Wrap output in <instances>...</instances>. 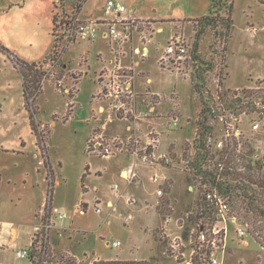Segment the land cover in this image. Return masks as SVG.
<instances>
[{"label": "rangeland", "instance_id": "374dc122", "mask_svg": "<svg viewBox=\"0 0 264 264\" xmlns=\"http://www.w3.org/2000/svg\"><path fill=\"white\" fill-rule=\"evenodd\" d=\"M119 1L126 6L127 13L135 18L170 20L163 26L164 31L155 32L152 42L147 43L149 55L138 67L144 70V74L136 77L137 87L134 88L137 92L146 90L148 83L145 77L149 76L152 89L166 97L173 94L172 100L162 99L156 104L148 121L159 132L157 152L173 144L179 155L171 149L168 154L171 162L155 161L154 164L143 162L140 156L141 165L151 170H140L139 178L137 176L131 180L120 176V165L126 162L122 153L102 157L86 151L90 130L87 124L90 122L81 119L88 115L90 103L95 102L93 97L99 89L96 91L98 86L92 81H96L100 88L97 80L100 70L95 71V80L91 76L93 68L89 70L88 76L83 75L78 79L80 72L63 71L59 64L52 66L54 82L46 81L42 93L34 100V105L38 106L35 123L41 121L45 124L41 130L36 129L46 141L48 166L55 176L53 205L67 214L66 218L56 220L64 226H70L76 235H80L77 246L78 236L70 238L69 233L62 232L53 219L54 226L47 232L46 258L59 264H89L94 260L117 256L126 260H146L153 264H179L175 258L176 251L171 246L173 238L178 237L175 241L181 250H188L190 236L193 243L201 222L207 226L214 218V212L195 218V200L201 185L192 175L193 159H190L195 155L193 139L200 109V101L193 99L191 91L192 65L195 62L191 56L193 26L196 17L208 12L211 0ZM78 3L83 7L82 16L94 17L82 21L102 22L100 16L106 13V0H0V44L23 61L41 62V69L45 72L48 67H42L54 54L57 59L64 54L63 60L72 62L73 67L78 68L82 52L89 60L93 58L92 49L87 44L90 42H67L56 34L59 20L72 14L79 17L76 9ZM232 19L233 29L223 57L218 51V46L223 45L222 39L213 41L207 33L199 42L198 53L206 59L212 58L215 66L214 71L206 74L208 82L204 83L207 88L205 94L215 93L217 97L216 93L223 88L229 89L227 97L230 98L243 96L242 90L249 91L245 93L248 96L245 100L253 101L255 109L247 111L232 105L230 109L224 107L222 110L226 109V114L232 112L241 118L240 125L244 133L237 153L245 154L246 158L240 161L246 164L251 159L253 165L258 166L260 161L253 156L256 148L264 145V111H259L260 101L264 98V79H260L264 78V3L260 0H234ZM173 25L176 35H180L190 45L189 58L180 70L163 69L158 62ZM101 33L98 32L99 37H95V49L102 46L109 49L112 58L108 43H102L101 39L105 38L100 37ZM135 36L136 33L133 41L137 44ZM185 71L188 76L184 75ZM57 80H62V87L69 89V96L61 92L63 88L56 86ZM24 102L21 76L11 58L0 51V145L3 146L0 147V264H30L29 258L18 257L16 250L29 247L35 231L40 236L44 235L40 209L46 198L42 174L46 166L44 161V166L39 165L40 157L33 155L35 146L30 136L26 138L24 149L18 146L17 141L24 133L28 117ZM173 113L178 118L177 124L169 123ZM94 115L91 118L97 125L92 131L99 125ZM52 120L56 121L54 125L51 124ZM254 121L263 126L251 132V123ZM117 126L116 121L107 125L104 133L107 136L118 133L122 139L125 138L128 133H125L124 127ZM141 129L144 131L143 125ZM222 134L223 129L217 124L212 141L220 140ZM39 149L44 156L43 149ZM87 164L89 174L83 181L86 186V190H83L81 178ZM154 174L158 181L162 179L160 195H157L158 181L151 180ZM115 184L117 188H114ZM125 188L126 195L132 199L129 204L121 196ZM157 197L158 201L155 202ZM108 199L114 202L115 208L107 205ZM129 214L132 215L131 219H127ZM168 216L172 218L166 222ZM218 224L224 226L223 223ZM235 228L236 224L227 223V244L222 264H264V248L249 235L242 238L246 242L242 244ZM114 241L120 244L114 247Z\"/></svg>", "mask_w": 264, "mask_h": 264}, {"label": "built area", "instance_id": "2783aa9c", "mask_svg": "<svg viewBox=\"0 0 264 264\" xmlns=\"http://www.w3.org/2000/svg\"><path fill=\"white\" fill-rule=\"evenodd\" d=\"M105 11L111 13L113 18L106 23V29L102 31V37L110 46L112 58H109L106 65L100 69L97 80L100 88L93 97L95 102L100 104L95 111L94 118L99 123L98 128L91 132L87 139L86 151L92 155L108 157L116 153H124L129 155L132 160L129 165V172L132 173L136 165V160L142 157V161L147 164H154L155 161L169 163L171 157L166 152L156 153L159 143V132L154 128L153 123L148 121L150 117L151 102H154L153 95L139 93L134 88V74L139 61L147 56V49L144 50V45L141 47L134 45V32H138L139 20L133 17H123L122 14L126 11V7L118 0H106ZM99 23L94 20L82 21L74 14L64 19L59 20L57 27V36L66 39L67 42L82 40L92 42L98 34ZM65 40V41H66ZM144 38H141L142 42ZM145 42V41H144ZM126 43L131 45L132 55H139L138 61L133 60L130 64H123L122 54ZM190 53V45L180 35H171L167 41L164 52L159 57V64L163 69L180 70L185 60ZM60 55V54H59ZM58 55V56H59ZM59 58L54 61L50 59L47 65L42 68H47L46 74L53 76L51 72L52 66L56 65ZM46 66V67H45ZM184 75H189L184 72ZM56 86L61 89V92L69 94L68 88L62 87V80L56 81ZM70 95V94H69ZM68 95V96H69ZM217 96V93H216ZM173 99V96L170 97ZM209 103V113L212 115L214 127L219 124L223 129L222 138L212 141L214 130L211 136L206 140V145L214 149H221L229 145L232 146L233 138L238 142L237 151H239V143L244 133L241 127V118L231 113L223 111L222 103L219 97H215V93L207 96ZM264 107V104L261 105ZM121 121L129 125L128 135L122 139L119 135H109L104 133L107 125ZM264 122V118L262 119ZM178 118L173 113L169 118V123L177 124ZM143 123V124H142ZM217 123V124H216ZM144 126V131L141 126ZM264 125V123H263ZM260 122L254 121L251 123V132L258 131ZM143 131V132H142ZM143 143V145H142ZM156 153V154H155ZM150 158V160L148 159ZM254 159L260 161L261 170L264 173V145L261 148H256ZM148 160V162L146 161ZM152 181H158V177L154 174L151 176ZM161 182L158 181L157 195L162 194L159 188ZM114 188H117L115 184ZM206 200L214 206V218L209 225H200L196 231L195 241L192 243L190 236L189 249L181 250L175 236L171 246L175 249V258L179 264H222V259L225 253L227 244V223L236 224L235 233L238 235L242 244H246L242 238L248 233L246 225L239 224L235 215L230 213V205L228 200L220 195L217 191H205ZM127 202L131 203L132 199L127 198ZM51 204V203H50ZM50 204L40 209L42 213V229L44 235L36 243L34 248L37 251L38 264H59L54 260H47V232L53 227V219H64L67 217L65 212H60L56 208H51ZM129 214L127 219H131ZM170 220V216L166 217V222ZM202 223V222H201ZM218 223H223L224 226ZM170 232L167 233L169 235ZM32 239L29 247L16 250V255L20 258H29L31 264ZM45 243V245H43ZM120 244L119 241L112 242V246L116 247ZM91 264V263H90Z\"/></svg>", "mask_w": 264, "mask_h": 264}, {"label": "trees", "instance_id": "16d2710c", "mask_svg": "<svg viewBox=\"0 0 264 264\" xmlns=\"http://www.w3.org/2000/svg\"><path fill=\"white\" fill-rule=\"evenodd\" d=\"M62 1V0H60ZM86 1V0H81ZM234 0H211L208 8V12L204 15L195 18L194 20V41L192 43L193 48L191 56L193 61L192 65L194 71L192 72V92L195 99L200 101V109L196 120V129L194 136L195 155L191 157L192 175L199 180L201 185V191L195 200V218H201L207 216L214 210V206L206 200L203 185H205V191L214 190L220 195L225 197L230 205V213L235 215L239 224L246 225L247 235H249L256 243L264 248V173L261 170V166L253 165L251 159L246 163H242L240 160L246 158L245 154L237 153L238 142L233 138V145H226L221 149H213L206 145V140L212 135L214 130V124L212 122V115L209 113V103L207 102V96L205 94L207 88L204 83L208 82L206 74L214 71V63L212 58L206 59L198 53L199 42L205 38L207 33L211 35L214 40L222 39L223 45L218 46L219 54L221 57L224 55L226 44L231 37L233 29L232 9ZM264 3V0H260ZM81 8V3L76 6L77 11ZM224 10V12H221ZM55 21V14L53 15L52 22ZM213 49V48H212ZM0 51L6 53L12 60L14 66L18 70L22 80V93L24 97V107L28 112L31 128L37 137L38 145L46 150L44 145L43 135L37 131V124L35 123V114L37 113V107L34 105L35 97L41 91V80L46 73L41 69V62H26L22 59L14 56L4 46L0 44ZM212 51V50H211ZM52 60H57V55H52ZM221 88V87H220ZM204 90V91H203ZM203 91V93H202ZM219 92V91H218ZM229 89H220L217 94L222 107L230 109L232 105H235L241 109H247L251 111L255 109V103L253 101L245 100L247 98L246 92L248 90H242L243 96H232L228 98ZM204 95V97H203ZM211 96V95H210ZM245 100V101H244ZM261 105L264 104V98L260 101ZM259 111H264V107H259ZM225 109V110H226ZM232 110V109H231ZM227 111V110H226ZM237 115V114H236ZM43 142V143H42ZM44 153V152H43ZM45 166L47 170L48 179V192L47 201L45 206L47 207L52 200L54 177L53 171L48 166V156L45 155ZM87 172V166L81 178V186L84 190V177ZM203 222L200 224L202 226ZM42 236V235H41ZM38 231H35L32 235V245L41 238ZM45 245V243H43ZM47 246V245H46ZM31 253V264H38V254L34 245ZM40 260V258H39ZM91 264H153L146 260H94Z\"/></svg>", "mask_w": 264, "mask_h": 264}, {"label": "crops", "instance_id": "0c3cea01", "mask_svg": "<svg viewBox=\"0 0 264 264\" xmlns=\"http://www.w3.org/2000/svg\"><path fill=\"white\" fill-rule=\"evenodd\" d=\"M119 1V0H118ZM121 2V1H120ZM122 3V2H121ZM126 7V6H125ZM82 9H83V7L81 8V10H79L78 12H79V17L77 16V18L79 19V20H84V19H91V18H94V17H91V16H88V17H84V16H82ZM106 12V11H105ZM77 13V12H76ZM100 16V15H99ZM122 16L123 17H126V18H128V17H133V18H135L133 15H129L128 13H127V8H126V11L122 14ZM101 17V20H102V22L101 23H99V26H98V32H102L103 30H105L106 29V23H108L112 18H113V15L111 14H109L108 12H106V13H104V15H102V16H100ZM196 18H198V17H196ZM136 19H138V18H136ZM139 20V22H138V32H134V33H136V36H135V40L137 39L138 40V43L136 44V42H134V45H136V46H142V45H144L145 47H144V50L146 51V49H147V56L149 55V52H150V48H149V46L147 45V43L148 42H152V37H153V34L156 32V33H161V32H163L164 31V28H163V26L165 25V24H167L168 22H170V20L168 21V20H164V19H160V18H143V19H138ZM149 25V26H148ZM156 25H158V26H156ZM104 28H103V27ZM174 27L172 28H170L169 29V37L171 36V35H174V34H176V27H175V25H173ZM140 34H142L141 36H139ZM101 36L100 37H102V34H100ZM99 37V35H97V38ZM145 38V40H143L142 42L140 41V39L141 38ZM96 38V39H97ZM103 38V37H102ZM96 39L95 40H93L92 42H90V43H87L88 44V46H89V48H90V50L92 51V53L94 54L93 55V58H91L90 60L88 59V56L87 55H85V52H82V54L79 56V58H80V62L81 63H79V67L78 68H75V67H73V63L72 62H65V60H63V56H64V54L61 56L60 55V59L56 62V65L57 64H59V65H61V70H63V71H66V72H70V71H72V70H74V71H78V72H80V73H78V74H80V76L78 77V79H81V77L83 76V75H87L88 76V74H89V70L91 69V68H93L92 69V74H91V76H94V80H95V71L97 72L98 70H100L102 67H104L105 65H106V63H107V61H108V59L110 58V51H109V49H107V48H104L102 45V48H99V47H96L97 49H95V45L97 44L96 42ZM101 39V38H100ZM102 40V43H103V41H106V40H103V39H101ZM145 41V42H144ZM107 43V42H106ZM71 44H73V43H71ZM104 44V43H103ZM70 46V45H69ZM68 46V47H69ZM108 47V46H107ZM67 50H69V49H67ZM88 53H90V52H88ZM48 55V54H47ZM147 56L146 57H144L143 59H141V61H139V64L137 65V67H136V72H135V74H134V86H136V77L137 76H139V74H144V70H141V69H138V67L139 66H141V64H142V62L144 61V59H147ZM138 58H139V56H137V55H132V52H131V45L129 44V43H126V45L124 46V53H123V56H122V59H123V64H125V65H128V64H130L133 60H135V63H136V61H138ZM44 59V58H43ZM62 60V61H61ZM55 65V66H56ZM84 67H86V69L84 68ZM228 68H229V66H228ZM260 79H264V78H260ZM53 80V82H54V79L52 78V76H49V75H47L46 73L43 75V77H42V80H41V84H42V87H41V91H40V93L37 95V96H39L41 93H42V91H43V87H44V84H45V82L46 81H52ZM145 81L148 83V86H146L145 87V89L146 90H143V91H139V93H141V92H144V93H146V92H148V94L149 95H153V99H154V102H151V107H150V110H155V108H156V104L158 105V103L160 102V101H162V99H167V100H170V97L171 96H173V94H169V96L168 97H166L165 95H161L158 91H156V90H154V89H152L151 88V86L149 85V82H151V78L149 77V76H146L145 77ZM95 85H97L98 87H97V89H96V91L99 89V85H98V83L96 82V81H92ZM137 87V86H136ZM138 89V88H137ZM95 91V92H96ZM191 91H192V85H191ZM78 92V91H77ZM193 93V92H192ZM193 99L194 100H196L195 99V97H194V94H193ZM197 101V100H196ZM100 104H98L97 102H93L92 104L90 103V105H89V113H88V115L84 118V119H81L82 121L83 120H85L86 122H90V124H91V126H90V124H87V126H89V132H88V135H87V137L88 136H90V134H91V132H92V130H93V127H95L97 124H96V122L95 121H92V118H91V116H92V114L94 115V113H95V111H96V109L98 108V106H99ZM37 106V105H36ZM24 107V106H23ZM24 111L26 112V114H28V112H27V110L25 109V107H24ZM37 112H38V106H37ZM36 115L37 114H35V117H36ZM196 120V119H195ZM36 121H37V119H36ZM37 123V128H39L40 130L45 126V124L44 123H42L41 121H37L36 122ZM54 123H56V121L55 120H52V122H51V124H53L54 125ZM117 123H118V126L117 127H124V130H125V133L127 134V133H129L128 132V130H129V125H126L125 123H123V122H121V121H117ZM93 124V125H92ZM195 134V133H194ZM115 135H121V134H118V133H116ZM30 136V138L32 139V143L34 144V146H35V152H34V156L37 158V157H40V159L38 160V164L39 165H42V166H44V163H43V161L45 160V156H42V154H41V150L39 149V148H41V147H38V142H37V137H36V135H35V133L33 132V130H32V128H31V125H30V121H29V117H27V120H26V126H24V133L22 134V136H20V137H18V146L20 147V148H22V149H24L25 148V146L27 145V140H26V138L27 137H29ZM43 143V142H42ZM44 145H46V147H47V144H46V141L43 143ZM0 147H3L2 145H0ZM174 147V145L173 144H170L169 146H168V148H166L165 150H160V151H158L157 152V150L155 151L156 153H161V152H166V153H168V154H170L171 152H170V150L171 151H175V153H178V150H176L175 148H173ZM257 148H260V147H257ZM47 150V151H46ZM46 150H43V152L45 153V155L46 156H48V147L46 148ZM44 153H43V155H44ZM155 153V154H156ZM123 155H124V157H125V163L124 164H121L120 166V169H119V175L120 176H122L123 178H127V179H129V180H131V178H133V177H137L138 176V178H139V175H140V170H143V171H148V170H151L150 168H148V167H144V166H142L141 165V161L139 160V159H137L136 160V165H135V167H134V169H133V172L132 173H130L129 172V165H130V163H131V160H132V158L129 156V155H127V154H124V153H122ZM178 155H179V153H178ZM87 166V172H86V175H85V177H84V180L86 179V177H87V175L89 174V165L87 164L86 165ZM140 166V167H139ZM142 166V167H141ZM146 166V165H145ZM44 171H43V181H44V183H45V186H46V191H45V193H46V198H45V203H46V201H47V192H48V179H47V170H46V167H44ZM144 174V173H143ZM157 174V173H156ZM125 175V176H124ZM158 175V174H157ZM53 177H54V182H55V176H54V174H53ZM141 177V176H140ZM131 182V181H130ZM160 182H162V179L160 180ZM84 189L86 190V186H85V184H84ZM97 188V187H96ZM127 190V188H125L124 189V192L121 194V196L122 197H124L125 198V201H127V198H129V196L128 195H126V191ZM136 193H138V191L136 192ZM133 195V194H132ZM131 196V195H130ZM52 198H53V194H52ZM131 198V197H130ZM158 201V197L156 198V201L155 202H157ZM44 203V204H45ZM53 203H54V200L52 199L51 200V204H50V206H51V208H56V209H58V207H56V206H54L53 205ZM127 204H129L128 202H127ZM107 205H110V206H113L114 207V202L112 201V200H110V199H108L107 200ZM115 208V207H114ZM59 210V209H58ZM67 215V214H66ZM172 218V216L170 217V219ZM54 220H56V219H54ZM53 220V221H54ZM57 221V220H56ZM53 226H54V223H53ZM56 226H58L59 227V229L62 231V232H67V233H69L68 235H69V237L70 238H73V236L75 237V235L77 234V233H75L74 232V230H71V227L70 226H64V225H62L59 221H57V225ZM37 227L35 226V229H36ZM77 232V231H76ZM71 233V234H70ZM74 234V235H73ZM76 236H78V240L76 241V244H77V242H78V244H77V246L79 245V239H80V235H76ZM83 237H85V235L83 236ZM95 258H97L98 259V257L97 256H95ZM105 260H111V259H121V260H126V259H123L122 257H114V258H104ZM134 260H137V259H134ZM90 264V263H89Z\"/></svg>", "mask_w": 264, "mask_h": 264}]
</instances>
